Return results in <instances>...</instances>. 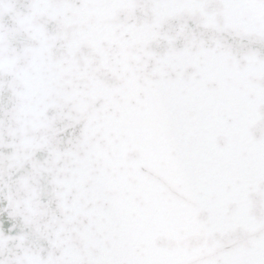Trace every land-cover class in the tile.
Segmentation results:
<instances>
[{"label": "snow or ice", "instance_id": "snow-or-ice-1", "mask_svg": "<svg viewBox=\"0 0 264 264\" xmlns=\"http://www.w3.org/2000/svg\"><path fill=\"white\" fill-rule=\"evenodd\" d=\"M0 264H264V0H0Z\"/></svg>", "mask_w": 264, "mask_h": 264}]
</instances>
